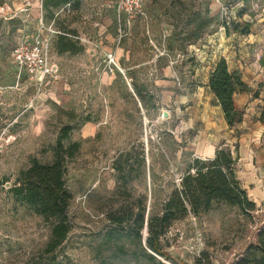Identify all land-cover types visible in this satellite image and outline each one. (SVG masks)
<instances>
[{"label":"rangeland","instance_id":"obj_1","mask_svg":"<svg viewBox=\"0 0 264 264\" xmlns=\"http://www.w3.org/2000/svg\"><path fill=\"white\" fill-rule=\"evenodd\" d=\"M11 1L0 0V264H241L247 252L258 256L264 129L251 118L224 134L231 146L220 148L230 151L253 211L213 201L200 215L172 222L161 244L176 263L145 249V224L138 237L109 216L131 223L138 213L144 220L160 214L187 166L210 160L192 142L198 124L190 129L188 123L213 102L177 58L220 28L230 30L236 51L232 21L245 19L260 33L264 0H142L143 15L130 22L119 0H42L43 20L56 31L48 54L53 73L43 85L17 78L11 49L27 23L3 20ZM259 92L261 113L264 86ZM64 127V145L78 144L66 159L71 199L64 217L45 218L10 190L32 159L53 161ZM59 223L67 233L56 244L52 230Z\"/></svg>","mask_w":264,"mask_h":264},{"label":"trees","instance_id":"obj_2","mask_svg":"<svg viewBox=\"0 0 264 264\" xmlns=\"http://www.w3.org/2000/svg\"><path fill=\"white\" fill-rule=\"evenodd\" d=\"M231 27L235 32L248 34L250 25L232 21ZM208 88L217 101L228 128H235L242 118L235 107L234 98L237 94L248 91L239 73L230 72L226 61L221 58L211 73ZM137 95L140 97L138 90ZM260 121L264 125L263 115ZM68 131V127L62 128L61 136L54 148L53 161L49 164H41L32 159L30 166L19 173L16 184L10 190L15 200L32 207L35 213L45 218L64 217L71 199L64 182L66 159L73 156L78 144L74 142L64 145ZM261 143L264 154V131ZM213 201L235 206L243 213L251 212L254 208L236 178L231 153L225 148L217 149L210 160L194 159L193 164L187 166L160 214L149 216L144 220V213H138L131 223L120 215L113 214L109 216V222L121 229L125 226L133 229L138 237L145 224L144 230L147 233V237L143 240L145 249L155 256L176 263L162 249L161 238L165 235L166 229L172 222L188 214L198 216L207 211ZM52 233L56 244H59L65 239L67 228L65 224L59 223L53 227ZM255 252L258 256L247 252L241 264H264V226L258 232Z\"/></svg>","mask_w":264,"mask_h":264},{"label":"crops","instance_id":"obj_3","mask_svg":"<svg viewBox=\"0 0 264 264\" xmlns=\"http://www.w3.org/2000/svg\"><path fill=\"white\" fill-rule=\"evenodd\" d=\"M25 1L31 3L30 7L25 6ZM34 1L12 0L10 4H7L8 7L7 5L4 6L10 9L7 17H3V20L7 23L14 20L27 23L26 26L16 31L17 37L15 40L18 37L29 39L34 32L37 18L41 14L38 7L34 5ZM34 6L35 8H33ZM212 7L215 10L217 6L213 4ZM243 20L248 23L247 20ZM252 28L253 26L251 25L249 28L251 33L245 37L234 31L233 35L237 34L239 36L237 41L240 42L237 44L238 48L236 51H232L228 40L229 37H227L230 30L227 28L226 31V28H220L209 37L207 36L199 47L190 46L185 55L177 58L179 62L184 61L185 68L191 70L193 79L197 77L202 82L203 89L208 94L207 99L213 102L211 106L205 104L203 114L191 116L188 123L190 129L193 128V125L198 124L199 126V129L195 131V139L192 142L199 146L197 152L204 159H212L215 151L220 146L230 147L228 140L225 139L223 142L224 134L226 135L227 132L231 133L233 130L238 129L239 125H243L247 119H253V126H259L262 130L264 129V125L260 121V117L261 115L264 116V112L259 113L258 108H256L257 105L262 103L261 99L263 98L259 91L264 86V29L258 33L255 28ZM221 58L226 61L230 72L239 73L242 83L248 88L247 92L239 93L234 98L235 107L241 113L242 121L233 129L228 128L223 113L208 88L211 73ZM53 67H55L56 72V66ZM164 72L170 74L171 77L169 68ZM257 92H259V95H257Z\"/></svg>","mask_w":264,"mask_h":264},{"label":"built area","instance_id":"obj_4","mask_svg":"<svg viewBox=\"0 0 264 264\" xmlns=\"http://www.w3.org/2000/svg\"><path fill=\"white\" fill-rule=\"evenodd\" d=\"M34 3H38L41 13L37 18L34 32L29 39L18 37L15 40L11 49V58L16 68L17 78L24 75L29 80L43 85L46 78L53 73L48 54L56 31L52 24H46L43 20L42 0H35ZM30 5L29 1H25V6L30 7ZM117 5L128 22L143 15L142 0H119Z\"/></svg>","mask_w":264,"mask_h":264},{"label":"water","instance_id":"obj_5","mask_svg":"<svg viewBox=\"0 0 264 264\" xmlns=\"http://www.w3.org/2000/svg\"><path fill=\"white\" fill-rule=\"evenodd\" d=\"M167 115H168V114H167L166 112H163V116H164V117H167Z\"/></svg>","mask_w":264,"mask_h":264}]
</instances>
